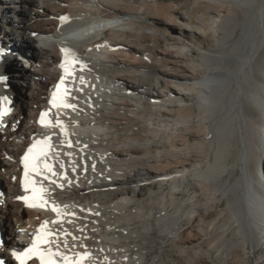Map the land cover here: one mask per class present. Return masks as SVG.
Segmentation results:
<instances>
[{"label":"bare ground","instance_id":"6f19581e","mask_svg":"<svg viewBox=\"0 0 264 264\" xmlns=\"http://www.w3.org/2000/svg\"><path fill=\"white\" fill-rule=\"evenodd\" d=\"M11 56L5 264L41 224L43 251L95 264H264V0H0V76ZM61 76L72 108L48 104ZM43 130L56 183L39 176L48 204L27 208L17 157Z\"/></svg>","mask_w":264,"mask_h":264},{"label":"snow or ice","instance_id":"6c2138e0","mask_svg":"<svg viewBox=\"0 0 264 264\" xmlns=\"http://www.w3.org/2000/svg\"><path fill=\"white\" fill-rule=\"evenodd\" d=\"M66 19L67 17L65 16L60 17V20ZM33 35H35V33H33ZM61 51L66 54L65 62L60 65V67L65 69V71H67L65 64L75 65L80 63L78 59L72 56L71 50L61 49ZM70 57L71 59H69ZM5 79L6 77L0 76V80ZM63 83L64 77L61 76L59 82L55 86L56 90L52 93L49 104L57 107L62 106L65 108H72L74 106L64 103L62 98L61 87ZM8 103H10V101L7 96L0 97V122H2L4 117L12 111V109L8 107ZM47 117L48 113L41 111L38 123L44 127H59L62 133H66L67 130L62 120L57 118L55 122H53ZM50 140V136H44L41 139H34L20 157V163L23 166V176L20 183L28 195L17 196L16 199L23 201L29 208H43L48 204L47 200L44 198L46 189L43 184L38 185L34 176H42L43 179L50 180V182L54 184L56 183L55 180H51V177L57 175L54 165L48 163V154L51 151ZM68 146L71 147V141L68 142ZM61 168H63V165H61ZM61 175H66V173H62ZM13 179H15V177H13ZM69 183H71V181H69ZM57 187L63 188V184H58ZM51 210L58 218L62 216L58 205H52ZM52 235V232L45 230V224H41L40 230L33 237L32 244L25 247L23 251H16L13 249L11 251L12 257H14L19 264H26V261L32 256L39 257L41 264H84L85 259L90 255L88 252L77 253L75 258L64 256L61 261H56L52 257L59 255L58 253H53L51 250L47 252L43 251L40 245L50 243L51 241L47 240L46 237H50ZM0 264H5V261L0 259Z\"/></svg>","mask_w":264,"mask_h":264},{"label":"rangeland","instance_id":"374dc122","mask_svg":"<svg viewBox=\"0 0 264 264\" xmlns=\"http://www.w3.org/2000/svg\"><path fill=\"white\" fill-rule=\"evenodd\" d=\"M3 1V0H2ZM3 55V53H2ZM17 62L15 56H11L9 60L4 64L2 68V73L1 76L4 77L5 71L7 72V77L5 80H1L3 83L6 84L7 90L5 94H12L15 96L16 100L23 94L24 87L21 84H17L16 82L13 81L12 77L10 76L12 74H16L17 69H21V66H17L15 63ZM1 160V158H0ZM3 239V238H2ZM1 239V240H2ZM4 240V239H3Z\"/></svg>","mask_w":264,"mask_h":264},{"label":"water","instance_id":"95a60500","mask_svg":"<svg viewBox=\"0 0 264 264\" xmlns=\"http://www.w3.org/2000/svg\"><path fill=\"white\" fill-rule=\"evenodd\" d=\"M9 98H10L12 101H14L13 96H10Z\"/></svg>","mask_w":264,"mask_h":264}]
</instances>
